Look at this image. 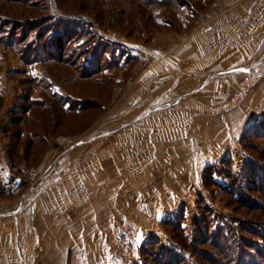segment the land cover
<instances>
[{
  "label": "rangeland",
  "instance_id": "rangeland-1",
  "mask_svg": "<svg viewBox=\"0 0 264 264\" xmlns=\"http://www.w3.org/2000/svg\"><path fill=\"white\" fill-rule=\"evenodd\" d=\"M138 6L136 0H0V152L12 142L4 131L11 110L27 97L32 107L20 152L27 138L35 143L28 160L23 153L16 159L24 169L6 179L0 175V200L9 202L8 209L31 200L30 207L58 174L97 156L96 165L108 176L100 205L94 206L91 195L57 218L61 248L70 249L64 264H87L78 246L96 248L89 264H264V37L254 53L262 55L260 69L253 64L226 70L182 106L109 137L153 105L180 98L211 78L177 72L166 79L173 68L149 58L147 46L164 30L184 37L191 16L170 27L161 19H178L173 5L149 13ZM158 68L164 76L150 79ZM142 78L150 85L137 99ZM186 146L198 152H186ZM209 166L218 185L206 186ZM101 212L103 232L93 240L89 236L100 224L86 219ZM74 223L86 226L87 239L70 236ZM13 226L12 218L0 221L2 229ZM52 239L26 237L33 264L63 260L52 246L50 254L44 252L43 244ZM107 246L114 253L100 258L97 248ZM4 260L0 254V264Z\"/></svg>",
  "mask_w": 264,
  "mask_h": 264
},
{
  "label": "crops",
  "instance_id": "crops-1",
  "mask_svg": "<svg viewBox=\"0 0 264 264\" xmlns=\"http://www.w3.org/2000/svg\"><path fill=\"white\" fill-rule=\"evenodd\" d=\"M185 1L187 3L179 6L176 10L179 14L176 21L163 17L161 21L170 27H173L174 23L177 28V25L189 15L192 19L190 32L184 37L183 35L176 34L172 37V33H167L166 30L157 33L152 39L154 47L147 46L148 52H146V55L150 56L149 58L153 57L155 60H162L166 63H164V66L173 68L170 69L168 78L166 77V79L178 75L177 72L193 78L203 75H209L211 78L201 86H192L187 94L182 95V97L176 100L162 103V105H153L149 111L139 116L132 124H125L121 128L111 131L109 137H113L121 130L139 124L142 120L164 109H175L177 106H182L186 98L191 97L193 92L199 91L200 88L204 89L208 87L221 78V76L223 77L222 74L226 70H236V68L249 67L253 64L256 69H260L262 66L259 65L262 62V55L254 57V53L258 48L261 49L264 37V0ZM170 38L171 41L174 40L177 43L173 47L165 49L167 44L171 42ZM252 59H254L252 64H246L247 62H251ZM184 64L188 66H184ZM154 71L148 74L150 79L156 77V75H163L160 68ZM159 78L157 79L161 80L165 77L161 78L160 76ZM140 82L143 83L141 86L144 90L139 86L138 92L135 93L137 99H139L141 92L146 91V86L150 85V81H145L143 78ZM174 87L176 86L174 85ZM193 105L195 107V105H198V102L196 103L195 101L191 106L193 107ZM174 109L173 111H176ZM226 131L229 132L228 129ZM177 133L173 132L171 135ZM185 149L186 152H188V149L191 152H198L196 148L193 151L189 147ZM7 153V149L0 152V175L2 174L5 179L7 174L14 175V170L17 172L20 169H24L23 164L20 167L12 168ZM65 153L68 154L69 152ZM97 159L96 156L95 159L89 160L87 164L75 166L72 170L62 171L60 175L58 174L55 177L50 186H47L39 193L37 202L30 207L27 206L22 212H20L19 205L23 203L17 202L12 209H8L5 205L9 202L0 200V221L10 218L14 221V226L11 229L5 230L0 227V254L2 259H5L2 264H30L27 259L28 257L31 264H33L32 255H29L30 248L26 245L25 240L26 237L35 239L38 236L54 237L50 245L49 242L43 244V250L45 253L50 254V247L52 246V253L57 251L62 253L63 260L59 264L65 263L66 253L70 252V249L65 248L62 250L61 248L63 242L59 240V233H61L60 229L62 227L58 226L59 222L57 218L60 215L66 214L73 206H78L80 203L86 204L88 196L91 195L96 196L94 206L100 205L103 199V195L100 193L101 185L103 180L107 179L108 176L103 172L104 167L96 165ZM109 173L111 174L112 171ZM110 184L112 185V182ZM91 187L95 188L91 189ZM0 193V195L4 193L1 187ZM98 209H101V206ZM95 210L96 208H94ZM92 211L93 208L90 212ZM102 216V212L100 214L95 213L93 217L86 219L98 220V224H100L96 226L98 231L92 232L89 236L93 240L98 237L97 235L96 237L94 236L96 233H100L101 235L103 232L101 225ZM85 230L86 226L74 223L68 226L67 232L70 233L71 237L80 236L84 240L86 238ZM77 249L76 253L80 255L79 258L85 260L87 264H89V259H91L90 254L96 253L94 246L85 250L82 246H78ZM97 250L100 258H103L105 251H108V254L114 253V250H111V246H107V250L104 248H97ZM25 252L28 253V257L24 254ZM93 260H96V258H93Z\"/></svg>",
  "mask_w": 264,
  "mask_h": 264
},
{
  "label": "trees",
  "instance_id": "trees-1",
  "mask_svg": "<svg viewBox=\"0 0 264 264\" xmlns=\"http://www.w3.org/2000/svg\"><path fill=\"white\" fill-rule=\"evenodd\" d=\"M136 1L139 2L140 7L139 6L138 7L140 8L139 10L142 11V13H149L148 8L151 10H155V9L161 8L162 6L167 7L169 5H173L174 9L177 10L179 8V6L185 5L187 3L185 0H161V1L160 0H136ZM149 18H151V16H149ZM95 22H97V24H99V22L97 20H95ZM83 25L88 26L87 20L84 21ZM92 32L93 31L90 32L91 35H92ZM98 38H100V36ZM102 39H103V37H102ZM31 104H32L31 98L27 97L25 100V103H23L20 107L12 108L11 119L8 122V125H6L4 127V131L6 133H11V138H12V142L10 143V146L7 149V152H8L7 156H8V159H9V162H10V165L12 168L21 166V164L18 163V160H16L20 157V154L23 153L24 158L28 160L30 158L29 157L30 152H31L33 146L35 145L33 138L29 137V138H27L26 144L24 146L25 151L20 152L21 141L23 139V136L25 135L24 129H23V125L27 119V118H25V115L30 111V109L32 107ZM18 115H20V116H18ZM223 169H226V168H223ZM223 169L220 168L217 170H218V172L220 171L221 173H224ZM214 170L215 169H213V166H209L205 170L204 176L206 178V186H208V187L212 186V185H218L219 184L218 181L216 180V178L214 177V174L216 173V172H214ZM19 171H21V169ZM226 172H229L228 168H227ZM226 176L229 178H232L231 174H227ZM259 181H260V179H259ZM254 186L256 187L257 185L254 184ZM260 191L264 195V186L261 187ZM195 226L198 227V224H196ZM174 229H176V231H178L179 225H177V227ZM258 233H260V232L258 231ZM260 235H262V237L264 238L263 233H261ZM183 239H184L185 243H186V241H188L186 238H183Z\"/></svg>",
  "mask_w": 264,
  "mask_h": 264
},
{
  "label": "bare ground",
  "instance_id": "bare-ground-1",
  "mask_svg": "<svg viewBox=\"0 0 264 264\" xmlns=\"http://www.w3.org/2000/svg\"><path fill=\"white\" fill-rule=\"evenodd\" d=\"M259 69V68H258ZM257 70V69H256ZM175 99H178V98H171L170 100H166V101H164V103L165 102H170V101H173V100H175ZM101 130H98V132H100ZM223 135H225V134H223ZM80 154H82V152L80 153ZM36 191H37V189H36ZM33 194H30L29 195V197L28 198H32L33 196H32ZM32 196V197H31ZM28 201V203L31 201V200H27ZM27 201L25 200L24 201V203L21 205V207H20V212H22L28 205H27ZM24 254H26V256L28 257V253L27 252H25ZM28 259V262H30V264H31V261L29 260V257L27 258Z\"/></svg>",
  "mask_w": 264,
  "mask_h": 264
},
{
  "label": "water",
  "instance_id": "water-1",
  "mask_svg": "<svg viewBox=\"0 0 264 264\" xmlns=\"http://www.w3.org/2000/svg\"><path fill=\"white\" fill-rule=\"evenodd\" d=\"M20 206H21V204L19 205V209H20Z\"/></svg>",
  "mask_w": 264,
  "mask_h": 264
},
{
  "label": "snow or ice",
  "instance_id": "snow-or-ice-1",
  "mask_svg": "<svg viewBox=\"0 0 264 264\" xmlns=\"http://www.w3.org/2000/svg\"><path fill=\"white\" fill-rule=\"evenodd\" d=\"M244 71H246V70H244Z\"/></svg>",
  "mask_w": 264,
  "mask_h": 264
}]
</instances>
